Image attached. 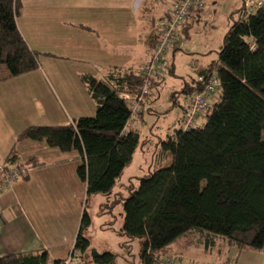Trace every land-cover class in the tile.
Listing matches in <instances>:
<instances>
[{
    "label": "trees",
    "instance_id": "obj_1",
    "mask_svg": "<svg viewBox=\"0 0 264 264\" xmlns=\"http://www.w3.org/2000/svg\"><path fill=\"white\" fill-rule=\"evenodd\" d=\"M21 9L20 0H0V67L10 78L40 67V55L29 48L17 26ZM231 22L215 72L221 84L218 101L195 127L183 130L181 125L160 143L161 168L141 178L122 199L121 235L144 239L142 264H161L165 255L174 256L169 249L182 239L199 240L206 250L223 251L227 245L239 253L264 251V5L254 13L241 7ZM117 72L111 70L104 79L83 77L97 107L94 117L29 127L18 137L19 142L44 143L62 153L77 152L76 173L86 183L88 197L113 190L140 144L138 132L126 131L132 115L121 95H140L143 81L138 74ZM213 74L202 73L203 80L184 87L181 96L202 93ZM15 157L12 152L6 163L13 164ZM168 160L170 166L163 168ZM90 224L85 212L74 244L82 257L90 250L83 236ZM91 259L93 264H117L110 252L93 250ZM48 262L46 251L0 258V264Z\"/></svg>",
    "mask_w": 264,
    "mask_h": 264
},
{
    "label": "crops",
    "instance_id": "obj_2",
    "mask_svg": "<svg viewBox=\"0 0 264 264\" xmlns=\"http://www.w3.org/2000/svg\"><path fill=\"white\" fill-rule=\"evenodd\" d=\"M20 1L22 9L17 26L29 48L40 55V67L12 78L0 67V168H19L25 173L0 195V258L46 251L48 264H53L56 260H65L74 250L85 213L79 207L88 198L86 183L80 181L83 184L80 187L70 175V185L61 182L65 167L70 174L76 173L79 154L62 153L44 143L19 142L18 137L29 127L66 125L80 118L94 117L97 107L83 77L104 79L111 70L122 75L138 74L152 56L155 25L160 17L167 16L170 0ZM209 5L206 3L205 11L194 14L179 31L169 55L168 74L146 98L155 100L150 106L145 100L143 113L130 121L126 129L138 132L140 142L146 131L157 138L159 146L147 157L146 152L152 150L148 141L147 144L142 141L140 150H136L139 161L145 160V164L156 168L161 159L160 143L181 128L182 90L202 81V73L217 72L223 38L232 24V15L241 9L242 0L234 1L228 11L229 23L226 21L220 27L215 45L208 33L203 32V28L216 27L217 21L211 14L213 7L208 8ZM182 36L186 41L192 36L201 37L205 45L192 46L184 52ZM216 50L218 62L212 68L209 63ZM180 54L190 57L188 72L183 74L177 73L175 67L176 56ZM162 94H166L169 110L159 112L154 109ZM149 117L163 120V126L155 120L149 126ZM12 152L16 153L15 162L6 163ZM105 223L102 230L108 225ZM232 249L236 248L226 245L223 252L230 253ZM169 253L194 264H218L208 258L216 251L206 250L199 240H179L170 247ZM227 260H231L230 256Z\"/></svg>",
    "mask_w": 264,
    "mask_h": 264
},
{
    "label": "rangeland",
    "instance_id": "obj_3",
    "mask_svg": "<svg viewBox=\"0 0 264 264\" xmlns=\"http://www.w3.org/2000/svg\"><path fill=\"white\" fill-rule=\"evenodd\" d=\"M234 1L237 0H205L206 3H210L208 8L213 7L212 11V17L217 21L214 26H216L213 30L203 28V32L206 34L208 33V36L213 41V45L217 43L220 36V27L222 28V25L228 21V11L233 6ZM206 9V8H205ZM230 14V13H229ZM224 26V25H223ZM202 29V28H201ZM211 30V31H210ZM202 32V33H203ZM184 39L183 43V49L184 52H187V48H190L192 46L198 47L202 43L205 45V42H202L203 38L198 36H192L191 39L187 40L182 36L180 37V40ZM204 41V40H203ZM210 45V44H209ZM212 45V46H213ZM187 46V47H185ZM186 48V50H185ZM172 53V52H171ZM215 59V61H214ZM190 57L186 55H177L175 60V67L177 73H186L187 66L189 64ZM218 62V50L214 52L211 56V62L209 63L210 67L215 68V65ZM159 92V90H157ZM166 94L161 95V99L158 98L156 103V108L154 110H158L159 112L168 111L167 108L169 106V102L165 100ZM155 99H149L146 104L150 106V104ZM167 106V107H166ZM169 119V117H168ZM171 119V117H170ZM149 121V126L156 121L160 127L163 126L164 123L163 120H160V122L156 118H147ZM164 128V127H163ZM142 135L141 142L138 146L140 150V146H142V141H144L146 144L148 141L151 145L149 149L152 148L151 151L146 152V157L148 154L154 152V148L156 146L158 147V140L157 138L153 136H149V132L146 131ZM262 137L264 139V132L262 134ZM137 148V149H138ZM138 150V151H139ZM137 154L134 156V160L132 163L124 170L122 175L118 178L116 181V184L113 188V190L108 194H98V195H92L87 198L85 203L79 207L82 214L83 211L89 215L91 224L89 227H86L83 230V236L88 238L90 241V250L84 255V264H93L91 259V251L96 250L99 253L104 252H110L117 256V264H142V246L144 239L138 238L132 240H128L125 237H122L121 230H122V223H123V206L121 200L123 198H126L129 194V191L132 190V188L137 187L139 184V180L143 178L145 175H149V173H153L155 168L151 164H145V160H140L137 158ZM140 155V154H139ZM145 157V159H146ZM145 161V162H144ZM79 161H76V166H79ZM171 160L167 161L162 167L166 168L170 166ZM73 167L74 165H70ZM161 168L160 166L157 168ZM66 172L63 173V178L61 179V182H63V185L68 186L71 184V181L69 179V175L73 177V181H76L78 186L82 187L83 184L78 179V176L76 173L70 174L68 172V168L65 167ZM156 169V170H157ZM101 204V205H100ZM112 212V213H111ZM125 217V216H124ZM106 222L102 230V223ZM106 227V228H105ZM64 229V228H63ZM125 238V243L123 242V239ZM182 244V243H181ZM175 250V249H174ZM216 253L208 255V258L210 260L216 261L218 264H264V251L257 252L253 250H244L240 253L238 259L236 258L238 256L237 249H232L230 253L223 252L222 250H215ZM175 255V254H174ZM230 256L231 260L228 261L227 257ZM122 259V261H121ZM232 259H235L232 261ZM227 260V261H226Z\"/></svg>",
    "mask_w": 264,
    "mask_h": 264
},
{
    "label": "built area",
    "instance_id": "obj_4",
    "mask_svg": "<svg viewBox=\"0 0 264 264\" xmlns=\"http://www.w3.org/2000/svg\"><path fill=\"white\" fill-rule=\"evenodd\" d=\"M264 5V0H242V7L248 13H254ZM205 0H170L167 16L160 17L155 25L157 43L149 62L138 73L143 81L140 95L122 94L131 112V121L143 113V105L150 94L153 84L162 83L168 74L169 55L173 52L179 31L189 23L194 14L205 11ZM220 81L214 73L208 80L202 93L193 92L181 96L182 128L190 130L198 120L210 112L211 105L219 99ZM24 171L19 168H0V194L8 190L14 182L21 179ZM64 264H84V257L74 250L65 259ZM161 264H192L188 260H178L171 255L162 257Z\"/></svg>",
    "mask_w": 264,
    "mask_h": 264
}]
</instances>
